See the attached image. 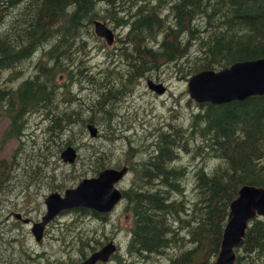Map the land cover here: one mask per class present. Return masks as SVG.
I'll return each mask as SVG.
<instances>
[{
  "label": "trees",
  "instance_id": "obj_1",
  "mask_svg": "<svg viewBox=\"0 0 264 264\" xmlns=\"http://www.w3.org/2000/svg\"><path fill=\"white\" fill-rule=\"evenodd\" d=\"M93 22L117 32V47L110 52L117 59L116 68L100 71L99 78L87 75L83 64L88 50L82 37L104 42L94 35ZM37 53L30 78L15 89L0 88V118L7 120L0 143L16 140L18 157L0 162V171L21 166L22 187L28 189L40 170L52 165L46 186L51 183L49 193L61 192L105 168H120L111 167V148L99 152L84 145L85 126L101 121L104 134L97 132L95 138L112 145L111 126L122 125L114 121L115 106L138 80L170 64H185V75L176 69L184 80L199 71L263 59L264 0H0V75ZM68 66L74 68L76 80ZM75 81L86 83L95 99H75L69 89ZM192 104L196 110L186 120L153 130L149 146L125 153L132 159L145 152L136 164H125L130 178L121 200L131 215L128 255L147 259L172 250L168 264H210L238 189L264 187V96L220 105ZM32 114L43 117L40 136L25 135L27 116ZM34 138L35 152L25 148ZM66 146L86 153L76 173L78 155L73 164L55 171ZM88 156L92 160L87 163ZM182 156L189 162H182ZM194 160L197 164L191 168ZM66 213L76 218L59 228L60 241L73 231L69 242L81 258L88 253H83V246L94 252L103 245L90 246L89 238L77 229L79 219L103 221L106 214L83 208ZM256 219L248 221L242 244L234 250L235 264L244 257L247 264L264 260V220ZM239 250L243 256L237 255ZM22 254L29 264L33 257ZM110 258L116 259L114 254ZM76 263L68 259L64 264Z\"/></svg>",
  "mask_w": 264,
  "mask_h": 264
},
{
  "label": "rangeland",
  "instance_id": "obj_2",
  "mask_svg": "<svg viewBox=\"0 0 264 264\" xmlns=\"http://www.w3.org/2000/svg\"><path fill=\"white\" fill-rule=\"evenodd\" d=\"M111 32L114 36L110 46H107L104 42L102 44L100 40L97 41L98 43L95 41L88 42L82 37L81 42L87 44L88 50L83 62L87 67V75L90 74L94 78H99L98 73L100 71L116 68L115 62L117 59H114L110 52L117 47V32L114 30ZM38 57L39 54L37 53L30 60L27 59L25 60L26 62L23 61L15 66L13 70L3 71L0 75V88L6 86L15 89L21 81L30 78L34 74L33 67ZM184 67L185 64L182 66L175 64L160 66L158 72L152 73L151 77L142 78L137 83L131 85L129 91L125 93L114 109L116 113L114 121L116 123H122V125L111 126V129L114 128V140L111 141L112 145L105 143L104 138L90 139L87 133L83 139L84 145L86 147H94L99 152H104L111 148L113 152L110 154L111 167L115 165L121 167L128 163L136 164L134 162L141 160L145 152L142 151L137 157L127 159L125 153L128 148L132 150H143L152 143V138L149 135L152 134L153 130L163 127L165 124H170L171 126L176 123L178 124L182 120H186L189 114L196 110L192 104L194 102L188 99L185 92L186 81L191 76H186L184 80H181L179 78V72L176 71V69H179L184 74ZM122 70L120 69V71ZM68 71L71 72L74 80H76L74 68L68 66ZM9 76L11 78L8 82L4 80L5 77ZM145 80L162 84L165 87L166 93L160 96L153 94L147 89ZM61 81L62 78H60L59 82ZM63 83L67 84L66 81ZM116 83L118 84V81ZM69 89L77 100L95 99L94 94L90 92V87L82 81L80 83L75 81ZM100 123L98 126H94L97 128L98 134L102 133L103 135L104 127ZM42 125L44 124L41 115L32 114L27 116V130L25 135L31 137L35 133V135L40 136ZM6 127L7 120L0 118V141ZM36 142V138H34V142L32 140L26 141L25 148H33L32 151L35 152ZM16 146L17 141L14 139H10L3 144L0 143V162H9L13 156L17 159L18 157L14 153ZM77 154L78 158H81V162L76 161L73 173L79 170L81 163L84 162V158L82 157L86 153L77 151ZM91 160L89 156L86 157L87 163ZM181 161L187 163L189 159L188 157L182 156ZM196 164L197 160H194L191 162L190 167L194 168ZM66 165L60 160V162L55 164V171L64 170L67 168ZM37 167L40 168V166ZM51 167L52 165L48 169H41L38 180L32 183L28 189L22 187L23 183L21 179L23 178V171L21 170V166L11 172L7 168L0 171V264H28L25 261V257H23L22 251L30 257H33L29 261V264H54L55 260L58 263L64 264L68 259H77V254L73 250L75 245L72 241L69 242L73 240L70 237L74 235V232L67 233L61 241L57 235L59 228H62L67 222H72L76 218L74 217L75 215L68 213H65V215L60 214L54 221L48 224L43 232L41 243L39 242L40 244L34 241L29 232V225L17 222L11 216L12 214H19L22 218L38 221L44 214L42 199L49 193V187L51 185L49 183L46 186V182H49V179H45V177L50 176L49 172L52 171ZM124 177L116 185V188L119 190L125 189L128 186L130 174L127 173ZM7 184H9V187L5 188ZM75 184L69 185L68 188L73 187ZM122 201L115 205L109 213H106L103 221L88 217L79 219L78 222H80V225L77 230L81 231L84 237L89 238L87 241L90 246L94 245V242L103 244L112 242L116 246L117 250L114 256L118 259V262L114 259L109 260L110 262L107 264H168V260L172 255L167 253L172 250H168L161 256H149L147 259L139 255L133 256L127 254L126 242L131 225V215L124 209V201ZM63 245L67 247L64 248ZM86 248L87 245L83 246V251ZM172 249L175 250V248ZM36 253L41 254L42 259L36 257ZM237 255L243 256V253L239 250ZM245 258H243L244 262L238 264H247L246 261L248 259ZM3 261L5 263H2ZM255 263L256 261H254ZM257 264H264V260H259Z\"/></svg>",
  "mask_w": 264,
  "mask_h": 264
},
{
  "label": "water",
  "instance_id": "obj_3",
  "mask_svg": "<svg viewBox=\"0 0 264 264\" xmlns=\"http://www.w3.org/2000/svg\"><path fill=\"white\" fill-rule=\"evenodd\" d=\"M93 33L103 39L107 46L113 42V34L103 23L93 22ZM147 89L160 96L165 87L160 83L145 80ZM185 92L188 99L195 104L208 103L220 105L232 101H242L248 97L264 96V58L250 61H239L217 71L205 70L193 74L186 81ZM87 136L94 139L97 128L92 124L85 126ZM77 151L64 147L59 153L63 164H73ZM127 174L124 165L119 169L105 168L96 176L83 178L73 187L66 188L61 194L52 192L44 197V214L38 222L30 224L29 232L34 241L39 243L43 231L60 213L77 208L88 209L99 214L109 213L121 199V190L116 185ZM256 201V202H255ZM260 203L264 206V188L251 185L241 186L235 198L228 205V215L221 235L217 256L210 264H234L235 253L244 237L248 221L255 216L264 218V210H257L251 204ZM15 220L27 224L28 219H21L13 214ZM114 253V245L107 242L95 250L87 259L77 264L105 263Z\"/></svg>",
  "mask_w": 264,
  "mask_h": 264
},
{
  "label": "flooded vegetation",
  "instance_id": "obj_4",
  "mask_svg": "<svg viewBox=\"0 0 264 264\" xmlns=\"http://www.w3.org/2000/svg\"><path fill=\"white\" fill-rule=\"evenodd\" d=\"M81 77H82V75H81ZM77 155H78V154H77ZM76 157H77V156H76ZM12 176H13V174H12ZM6 187H9V184L5 185V188H6ZM57 193L61 194L62 192H57ZM49 194H50V193H49ZM47 195H48V194H47ZM47 195H46V196H47ZM43 199H44V198H43ZM43 199H42V204H43ZM43 211H44V205H43ZM65 213H66V212H65ZM12 215H13V214H12ZM12 215H11V216H12ZM256 217H257L258 220H260V219L264 220L263 217L261 218V217H259V216H255L254 218H256ZM12 218H13V217H12ZM13 219H14V218H13ZM21 219H25V218H22V217H21ZM26 219H28V218H26ZM39 219H40V218H39ZM257 219H256V220H257ZM14 220H15V219H14ZM28 220H29V222H28L27 224H24V225H29V226H30L31 223H33V222H38V221H39V220H38V221H31L30 219H28ZM15 221L20 222V221H18V220H15ZM20 223H21V222H20ZM49 224H50V223H49ZM47 226H48V225H47ZM47 226H46V227H47ZM46 227H45V229H46ZM45 229H44V230H45ZM43 232H44V231H43ZM40 243H41V242H40ZM40 243H39V244H40ZM63 246H64V245H63ZM64 247H67V246H64ZM115 247H116V246H115ZM116 250H117V249H116ZM86 251H87V248H86V250L83 251V253L86 252ZM76 254H77V259H73V260H75V261L77 260V263H80V262L84 261L85 259H87L92 253H90V254H86V253H85L84 256H83L82 258H81V256H80L77 252H76ZM35 256H36V257H39L40 259H42V255L39 254V253H36ZM70 260L73 261L72 259H70ZM113 260H114V259H113ZM109 262H110V261H109ZM77 263H76V264H77ZM107 263H108V262H107ZM107 263H102V264H107ZM96 264H100V263H96ZM234 264H235V263H234Z\"/></svg>",
  "mask_w": 264,
  "mask_h": 264
},
{
  "label": "bare ground",
  "instance_id": "obj_5",
  "mask_svg": "<svg viewBox=\"0 0 264 264\" xmlns=\"http://www.w3.org/2000/svg\"><path fill=\"white\" fill-rule=\"evenodd\" d=\"M104 24V23H103ZM114 36V35H113ZM154 82V81H153ZM166 93V92H165ZM98 131V130H97ZM125 178V177H124ZM122 200L120 199L118 202H117V204L119 203V202H121ZM256 202V201H255ZM116 204V205H117ZM255 209H257V210H264V206H262L260 203H257L256 204V206H255V204L254 203H252L251 204ZM106 214V213H105ZM128 238H129V236H128ZM114 245V244H113ZM87 251H88V253L86 252V254H90V253H93V252H91V249L87 246ZM95 252V251H94ZM116 252V247H115V245H114V253ZM113 253V254H114ZM109 260H113V259H108L105 263H107V262H109Z\"/></svg>",
  "mask_w": 264,
  "mask_h": 264
}]
</instances>
